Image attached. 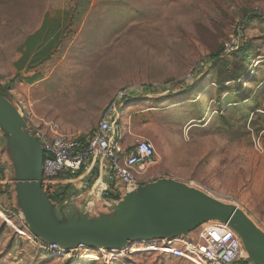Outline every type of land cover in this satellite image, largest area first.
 Wrapping results in <instances>:
<instances>
[{
    "label": "rangeland",
    "instance_id": "rangeland-1",
    "mask_svg": "<svg viewBox=\"0 0 264 264\" xmlns=\"http://www.w3.org/2000/svg\"><path fill=\"white\" fill-rule=\"evenodd\" d=\"M252 14L262 19L239 25ZM243 41L251 44L247 65L255 82L244 76L225 82L220 105L227 125L215 103L225 72L209 55L221 44L230 52ZM194 79L199 84L179 95L182 82ZM122 90L131 96L116 102L120 132L127 143L139 137L155 148L140 181L192 184L237 204L264 230V130H254L263 120L252 124L256 115L246 114L260 103L264 116V0H0V91L23 116L89 139ZM231 93L241 95L237 105L226 98ZM200 100L199 120L194 104ZM10 162L1 151L0 181L9 189L0 192V264H191L151 251L81 247L51 254L40 248L25 231L8 184ZM91 200L74 199L76 206L102 208Z\"/></svg>",
    "mask_w": 264,
    "mask_h": 264
},
{
    "label": "water",
    "instance_id": "water-1",
    "mask_svg": "<svg viewBox=\"0 0 264 264\" xmlns=\"http://www.w3.org/2000/svg\"><path fill=\"white\" fill-rule=\"evenodd\" d=\"M4 150L12 158L8 182L28 230L65 252L79 245L111 250L128 248L137 240L189 237L214 220L239 236L245 263L264 264V230L245 210L173 178L141 183L97 211L76 206L74 200L61 210L70 195L58 203L43 189V147L19 109L0 91V152Z\"/></svg>",
    "mask_w": 264,
    "mask_h": 264
},
{
    "label": "built area",
    "instance_id": "built-area-1",
    "mask_svg": "<svg viewBox=\"0 0 264 264\" xmlns=\"http://www.w3.org/2000/svg\"><path fill=\"white\" fill-rule=\"evenodd\" d=\"M127 95L129 93L126 90L118 93L100 120L97 131L89 139L64 132L56 122L42 120L34 124L31 118L24 116L33 136L43 147V178H59L66 173L73 175L82 165H88L91 159H95L98 169L96 179L93 180L95 198L105 200L109 197L112 180L121 184L119 194L131 191L143 183L138 175L145 173V168L154 163L155 148L151 141L139 137L130 138L127 143L125 135L120 132L113 115L116 102ZM104 175L109 183L103 180ZM25 231L32 235L31 241L38 243L40 248L51 254H63V249L57 244L47 243L34 236L27 227ZM81 247L100 250L79 245L69 251ZM123 250V253L132 254L149 251L159 255L168 254L191 264H252L244 262L246 251L239 236L226 224L214 220L203 223L193 236L137 240Z\"/></svg>",
    "mask_w": 264,
    "mask_h": 264
},
{
    "label": "trees",
    "instance_id": "trees-1",
    "mask_svg": "<svg viewBox=\"0 0 264 264\" xmlns=\"http://www.w3.org/2000/svg\"><path fill=\"white\" fill-rule=\"evenodd\" d=\"M260 17H261L260 14H252L250 16H247L245 19H243L239 23V25L247 24V22H249V20H252V19H258V20L262 19V17L261 18ZM249 43L250 42L243 41L238 45L237 49L230 51V52H226L225 47L223 46V44H221L214 52H212L209 55V59L211 63L215 65L217 64L219 66L218 68L225 72V74L220 76L218 80V85L216 86L215 92L218 93L219 96H218V99L215 101V103H216V106L218 107L217 113L219 115L220 121L227 125H230L231 123L227 119L226 114L221 112L222 107L220 105L221 104V101H220L221 91H222V88L226 86L225 82L227 81L228 78L234 77L235 79H241V77L243 78V76L244 78H246L247 82H251V84L255 82V79L253 78V76H250V73H252V68L248 67L247 65V61L252 57V50L250 49L251 44ZM230 54L233 55V59H228V56ZM182 83L183 85L180 87L181 89H179L178 91L179 95H183V94L190 92L199 84L196 79H194V81L190 84H184L185 82H182ZM3 94L7 97V93L3 92ZM237 94H234V93L227 94L226 98L230 97L231 99L229 102L231 104L237 105V102L239 101V98L241 97L240 94L238 95ZM130 96L131 95H129V97ZM251 101L254 103L256 101V97H252ZM194 105H195L194 107L196 108V113L194 114L195 119L200 120L202 118L201 100L200 102H197ZM244 107H248V106L244 105L243 107L241 106L240 108H244ZM259 109H260V103L253 107H250L248 109L249 111L246 112L247 116H249V114H251L252 116L256 115V117L253 120L251 118L252 124H255L256 120L259 118L263 120V124L255 127L254 130L256 132L264 130V116H262L263 112H260ZM96 164L97 163L95 159H91L88 165H85V164L82 165L81 168L78 170V172L73 175L66 173L65 175H62L59 178H45L43 180V189L49 194V197L52 201L59 203L65 199V197L67 196V192L72 188L73 184L78 179L83 180L84 178H86L90 182L94 179V177L98 173ZM3 171L4 169L1 168L0 175L2 177H3ZM109 197L118 198L116 195H113V194L111 195V193L109 194Z\"/></svg>",
    "mask_w": 264,
    "mask_h": 264
},
{
    "label": "crops",
    "instance_id": "crops-1",
    "mask_svg": "<svg viewBox=\"0 0 264 264\" xmlns=\"http://www.w3.org/2000/svg\"><path fill=\"white\" fill-rule=\"evenodd\" d=\"M89 176V175H88ZM97 176V175H96ZM2 178V176H0V179ZM103 180L107 181L109 183V179L106 178V176H103ZM8 181V180H7ZM3 182L0 181V184H2ZM110 183H112L111 186V195H116L118 198L122 195L119 194V190H121V184L119 182H117V180H112L110 181ZM9 184V182H8ZM115 185V189L113 188ZM9 185H6L5 181L2 185H0V192L1 195L4 193L5 194V190H8ZM117 187H120L119 189ZM69 195H74V199H83L84 201L88 202L90 201H94V203H96V206L98 205H102L103 201L99 200L97 198H95V193H94V183L93 180L90 182L88 181V179L84 178L83 180L78 179L72 186V188L68 191ZM118 198H114V197H108L107 200L109 199V202H113ZM106 200V201H107ZM191 234V233H190ZM193 236V235H190Z\"/></svg>",
    "mask_w": 264,
    "mask_h": 264
},
{
    "label": "bare ground",
    "instance_id": "bare-ground-1",
    "mask_svg": "<svg viewBox=\"0 0 264 264\" xmlns=\"http://www.w3.org/2000/svg\"><path fill=\"white\" fill-rule=\"evenodd\" d=\"M211 86V85H210ZM99 200H102L103 201V203L105 204V205H110L111 204V202H109V201H106V200H104V199H101L100 197L98 198ZM74 200V195H70L69 197H68V199L66 200V202L63 204V205H65V206H62V207H60V209L62 210V209H65L67 206H66V204L67 203H69V202H72ZM99 251H103V249H101L100 248V250ZM124 252V250L123 249H111L110 250V252ZM62 253H65V251H63Z\"/></svg>",
    "mask_w": 264,
    "mask_h": 264
}]
</instances>
